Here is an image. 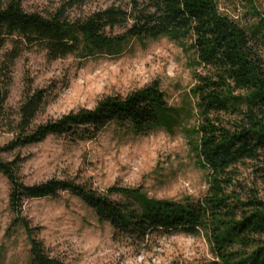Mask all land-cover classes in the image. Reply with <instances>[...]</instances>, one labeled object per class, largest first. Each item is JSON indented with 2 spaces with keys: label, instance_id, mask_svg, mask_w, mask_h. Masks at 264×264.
Returning <instances> with one entry per match:
<instances>
[{
  "label": "trees",
  "instance_id": "obj_1",
  "mask_svg": "<svg viewBox=\"0 0 264 264\" xmlns=\"http://www.w3.org/2000/svg\"><path fill=\"white\" fill-rule=\"evenodd\" d=\"M245 2L244 17L257 19L254 24L243 25L242 17L222 12L218 0H114L79 17L71 11L82 0H69L47 14L27 12L23 0H0V50L7 41L14 46L0 69V139L12 136L0 154L49 137L91 141L115 124L134 136L179 131L207 173L203 196L175 201L151 197L143 186L99 191L90 183L60 179L26 185L22 160L0 158L13 227L27 237L30 264H65L51 256L38 240V228L23 216L26 201L64 192L110 225L116 241L141 245L154 235L184 234L203 238L209 247L212 259L197 264H264V17L252 0ZM160 38L182 49L192 73L194 83L181 107L170 106L159 81L42 124L36 119L46 103L45 90L27 84L17 113L7 107L11 69L23 48L40 47L54 61L74 54L116 56L132 40Z\"/></svg>",
  "mask_w": 264,
  "mask_h": 264
},
{
  "label": "rangeland",
  "instance_id": "obj_2",
  "mask_svg": "<svg viewBox=\"0 0 264 264\" xmlns=\"http://www.w3.org/2000/svg\"><path fill=\"white\" fill-rule=\"evenodd\" d=\"M69 0H23L27 12L47 14ZM222 12L242 17L243 25L257 19L245 0H218ZM264 17V0H252ZM114 0H82L72 17L90 14L112 5ZM128 0H117L127 3ZM7 41L0 50V69L13 50ZM182 49L166 38L132 40L116 56L96 54L82 58L70 55L50 60L40 47L23 48L11 69L12 84L7 102L14 116L27 84L45 90L46 103L36 124L58 119L72 111L94 109L107 96H125L154 81L161 83L170 106L181 107L193 86L191 70ZM1 86V85H0ZM12 139L4 134L3 147ZM3 161L22 160L20 175L26 185L51 179L90 183L99 191L114 185L143 186L151 197L182 201L200 198L207 190V173L196 163L182 133L158 130L134 136L115 124L96 139L71 143L64 137H49L43 143L0 154ZM244 177L249 176L243 171ZM9 182L0 175V264H30V245L24 231L14 229L15 217L8 209ZM264 197V190L261 192ZM23 216L38 228V240L51 256L65 264H197L212 259L206 241L184 234L154 235L141 245L113 238L108 224L68 192L57 198L29 200Z\"/></svg>",
  "mask_w": 264,
  "mask_h": 264
},
{
  "label": "built area",
  "instance_id": "obj_3",
  "mask_svg": "<svg viewBox=\"0 0 264 264\" xmlns=\"http://www.w3.org/2000/svg\"><path fill=\"white\" fill-rule=\"evenodd\" d=\"M236 17L238 18L239 16L237 15Z\"/></svg>",
  "mask_w": 264,
  "mask_h": 264
}]
</instances>
